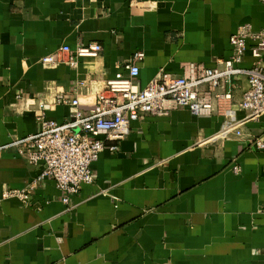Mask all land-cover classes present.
Listing matches in <instances>:
<instances>
[{"label":"crops","instance_id":"1","mask_svg":"<svg viewBox=\"0 0 264 264\" xmlns=\"http://www.w3.org/2000/svg\"><path fill=\"white\" fill-rule=\"evenodd\" d=\"M264 26L260 0H0V143L63 122L65 102L88 110L104 81L134 51L135 87L158 69L181 75L187 62L208 67L231 51L241 24ZM97 42L98 57L42 63L62 45ZM246 51L240 66L249 67ZM247 87L240 75L234 104ZM223 117L178 108L131 121L120 140L104 139L91 164L93 181L64 195L46 177L28 204L4 198L39 172L14 147L0 157V264H264V150L245 142L264 136V113L218 134ZM112 145L116 149H110ZM240 171L235 173L232 166Z\"/></svg>","mask_w":264,"mask_h":264},{"label":"built area","instance_id":"2","mask_svg":"<svg viewBox=\"0 0 264 264\" xmlns=\"http://www.w3.org/2000/svg\"><path fill=\"white\" fill-rule=\"evenodd\" d=\"M264 3V0H260ZM230 54L219 60L220 66L208 67L201 63L187 62L181 75L158 69L155 76L142 88L135 87L139 72L138 62L144 53L133 52L132 57L120 65L113 77L106 79L95 95V104L88 110L78 107L77 98L56 99L69 107L67 120L59 123L45 117L42 108L36 116L39 130L8 143H0V157L4 150L14 147L30 165L39 172L23 188H8L4 198H15L28 204L32 191L46 177L64 194L66 203L70 194L82 184L93 181L91 164L104 148V139L120 140L129 131L131 121L144 115L166 116L178 108H186L197 116L218 114L223 117L218 134L230 132L242 135L240 125L248 119H257L264 113V26L253 29L249 23L241 24L229 37ZM58 52L41 58L42 63L66 61L76 67L78 58L98 57L102 46L97 42L77 45L71 49L62 45ZM249 51L252 63L242 67L240 63ZM240 75H244L247 87L234 104L242 109L243 118L236 119L232 104L233 88ZM103 135L104 139L99 136ZM246 144L256 150H264V136L247 135ZM110 149H116L112 145ZM232 171L238 173L235 164Z\"/></svg>","mask_w":264,"mask_h":264}]
</instances>
